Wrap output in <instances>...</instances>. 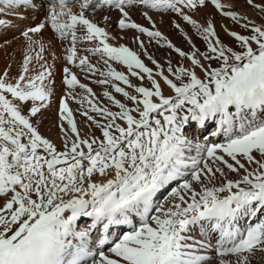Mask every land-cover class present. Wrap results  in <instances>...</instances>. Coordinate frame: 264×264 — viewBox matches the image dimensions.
Returning a JSON list of instances; mask_svg holds the SVG:
<instances>
[{
	"label": "snow or ice",
	"instance_id": "6c2138e0",
	"mask_svg": "<svg viewBox=\"0 0 264 264\" xmlns=\"http://www.w3.org/2000/svg\"><path fill=\"white\" fill-rule=\"evenodd\" d=\"M245 2L261 22L222 0H0V15L45 11L21 33L19 76L0 75V264H264V3ZM208 4L247 33L222 26L234 46L193 18ZM113 11L135 48L111 15L97 19ZM152 14L178 16L205 50L173 20L191 50L178 47ZM46 27L68 43L63 150L39 131L55 91L33 39ZM153 43L179 62L161 63Z\"/></svg>",
	"mask_w": 264,
	"mask_h": 264
},
{
	"label": "rangeland",
	"instance_id": "374dc122",
	"mask_svg": "<svg viewBox=\"0 0 264 264\" xmlns=\"http://www.w3.org/2000/svg\"><path fill=\"white\" fill-rule=\"evenodd\" d=\"M233 1L234 2H232L231 0H222V2L234 4L235 10L245 13L246 15L251 17L252 19L256 20L258 23L261 22V16L258 13V11L251 8L249 5H247L245 0H233ZM256 3H264V0H256ZM197 11H204L206 13L205 15H207V18H209L211 16V18L214 19L217 32H218L221 40H223L226 44L234 46V41L230 36L227 35V33L224 31V27H222V26H226L228 29L233 30V31H237V32H241L242 34H247L244 32L243 29H241L238 25L234 24L230 19L220 15L216 11L214 6L211 4H208L207 7L203 8V9H198ZM206 11H208V12H206ZM102 14L103 13H101V15ZM20 15H22L24 18H19L17 15H14V16H12V18L10 17L9 19H7V26L6 27L0 26V58L3 59V63L0 64V75H3V73L5 71H8L10 73V76L13 78L19 76L20 71H21V64H22L23 59H24V55L28 51V42L21 35V33L23 30H25L28 27H33L35 25L40 24L44 20L45 11H43L42 13H38V11H32V13L21 11ZM169 15H171V16H169ZM136 16H138V17H136ZM164 16L167 17V20L164 22L160 20L159 23H157V27L160 29V31L163 30L162 32L167 34L169 39L172 40V42L174 44H176L178 47L182 48L184 51H190L191 50V46L184 39L183 34L178 29L173 27V24H172L173 20L180 23L182 25V27L185 29V31L188 33V35L192 38V40L194 39L193 42L195 43L196 47H199L200 49L203 48L205 50L204 41L195 35L194 30H192L189 25L185 24L184 21H182L175 14H167ZM193 16H194V14H193ZM1 17L4 18V16H0V18ZM135 17L132 16V19L134 21L137 20V21H135L136 23H139L141 25L149 27L148 21L146 19H144L142 15H140V16L135 15ZM171 17H172V19H171ZM117 18H118V16L116 17V19ZM97 19L100 20V19H102V17H99ZM160 23H163V24H160ZM168 23H169V26H168ZM161 26H163L164 29H162ZM171 29H173V30H171ZM48 30H49V28L46 27L42 31V33L37 34L36 36L33 37V39L42 40L43 43L46 44V49H45V52L43 53V55L46 58L48 65H50L52 67V71H53L52 79H54V81H55V84H54V88H55L63 80L62 76L64 75V73H63L64 67L65 66L69 67V65H67V63H66V60L64 59V57L66 55V49L68 47V43L58 40V38H56V36L49 30L50 33L53 35V37H51ZM130 31L135 32V30H130ZM114 32H115V34H118V35H125L129 32V30L126 33H120V30L115 27ZM143 39L147 43V37H143ZM55 44L57 45V46H55V49H51L50 46L55 45ZM129 46L133 47V48L136 47V45L132 44L131 42L129 43ZM36 51H39L38 46L36 47ZM149 52L153 53L155 55L156 59L159 60L161 63H164L166 58L172 59L174 64L179 62V60H180V58L177 56L176 53L172 52L171 55L169 56V52H170L169 49L159 48L154 43L149 47ZM31 54L35 55V52H33ZM145 62L148 64V66L152 67V65L150 64L149 61L146 60V58H145ZM34 64H35V62H34ZM54 66L57 68H55ZM35 67L37 70L39 69L38 64H35ZM116 67L118 68V70H121V71L125 70L119 65H117ZM74 71L79 74V78L81 79V82L89 83L88 80H85L83 78V74H81L78 69L74 68ZM133 82L139 83L134 78H133ZM45 83H47V81H45ZM89 86L93 87V90L97 93L98 97L100 98V100L103 104H105V105L109 104V102L103 97L104 88L102 86L95 85V84H89ZM108 90L112 91L111 89H108ZM65 93L64 94L62 93L63 96L65 95ZM166 94H167V92H166ZM113 95H115L117 99L123 100V97H121L120 94L113 92ZM63 96L58 95L55 98L57 103L54 99L53 100L54 104L52 103L50 109L44 111L43 119L41 120L40 125H39V131L41 132V134L43 133V136L46 135V137H49L48 135L53 134L52 131L58 130V133L60 132L59 127H57V125L59 124V120H58L59 117L57 115V108L55 106L58 105L59 99H61ZM59 97H61V98H59ZM69 106H70V108L73 109L75 118L77 120L79 119L80 121H82V123H85V118L80 116L79 112L76 111V109H78L80 107V105H78L77 103L70 100ZM112 110L116 111L117 109L113 108ZM93 115H95V114L93 113ZM57 117H58V119H56ZM55 123H57V124H55ZM85 126L87 128L86 123H85ZM92 129L95 130L94 134L96 136H100V130L99 129H96L95 127L91 128V129L87 128V130H89V131H91ZM59 136H61V135L59 134ZM61 139H63L62 136H61ZM58 148L60 150L63 149L61 146H58Z\"/></svg>",
	"mask_w": 264,
	"mask_h": 264
},
{
	"label": "bare ground",
	"instance_id": "6f19581e",
	"mask_svg": "<svg viewBox=\"0 0 264 264\" xmlns=\"http://www.w3.org/2000/svg\"><path fill=\"white\" fill-rule=\"evenodd\" d=\"M232 2H234L233 0H231ZM229 2V1H228ZM75 10V9H74ZM77 10V9H76ZM21 11H26V12H28V13H32V10H29V9H21L20 10V12ZM44 10L43 9H41V10H39L38 11V13H42ZM206 12H208V11H206ZM105 14H109V15H111L112 16V18H113V23H112V25H111V31H113V34H115V32H114V29H115V27H116V25H115V21H116V17L118 16V13H116L115 11H113V12H111V13H103L102 15H105ZM206 13L204 12V11H198V14H194V16H193V18L194 19H197V20H203V19H205V18H207V15H205ZM102 15H101V13H99L98 15H97V18H99V17H102ZM135 15H141L140 14V12L139 11H134L133 13H132V16H134L135 17ZM153 15V18L156 20V23H159V21L161 20V21H166L167 20V17H165V16H159V15H156V14H152ZM3 16H5L7 19H9L10 17L12 18V16H14V14H8V15H3ZM169 16H171V15H169ZM136 17H138V16H136ZM135 17V18H136ZM211 17V16H210ZM142 19V18H141ZM171 19H172V17H171ZM144 20V19H143ZM142 20V21H143ZM135 21H137V20H135ZM140 21V20H139ZM141 21V22H142ZM172 21V20H171ZM140 22V23H141ZM145 22V21H144ZM160 24H163V23H160ZM150 26V25H149ZM167 26V25H166ZM168 26H169V23H168ZM162 27V29H164L163 28V26H161ZM165 27V26H164ZM189 27V26H188ZM166 28V27H165ZM160 30V29H159ZM166 30V29H165ZM171 30H173V29H171ZM49 31V30H48ZM163 31V30H162ZM44 33V32H43ZM47 33V32H46ZM49 34L51 35V37H53V35L50 33V31H49ZM165 34V33H164ZM171 34V33H170ZM135 35H137L135 32H132V31H130L129 30V32L127 33V34H125V36H126V39L125 40H122V41H120L121 43H126V44H129L130 42H131V39H132V37H134ZM165 35H167V34H165ZM142 39H143V37H142ZM194 40V39H193ZM45 44V43H44ZM58 44V43H57ZM46 45V44H45ZM55 46H57L56 44L55 45H52V46H50V48L51 49H55ZM200 46V45H199ZM199 48V47H198ZM200 49V48H199ZM201 51H204V49L202 48V49H200ZM1 63H3V59H1L0 58V64ZM55 67V66H54ZM2 68V67H1ZM55 68H57V67H55ZM72 71L73 72H75L74 71V68L72 69ZM53 72V71H52ZM77 73V72H76ZM77 75H78V77H79V74L77 73ZM63 77V76H62ZM61 77V78H62ZM84 83V82H83ZM55 89V91H54V98H53V100L59 95V96H63V94L66 92V88H65V86H64V84H63V82L61 81V83L59 84V85H57V87H55L54 88ZM167 92V91H166ZM63 93V94H62ZM59 98H61V97H59ZM55 101H56V99H55ZM54 101V102H55ZM59 101H60V99H59ZM56 103H57V101H56ZM54 104V103H53ZM73 105V104H72ZM55 106V105H54ZM56 108H57V113H58V108H59V102H58V105L57 106H55ZM70 107V106H69ZM54 109V108H53ZM55 113V112H54ZM48 114V113H47ZM56 114V113H55ZM79 115V114H78ZM47 116V115H46ZM56 119H58V117L56 118ZM55 119V120H56ZM59 120V119H58ZM77 120V119H76ZM55 124H57V123H55ZM77 124H78V127L82 130V132H86V131H89V130H87V128H86V126H85V123H82V121H80L79 119L77 120ZM53 132V134H51V135H48L49 137H46V135H44L46 138H48L49 140H51L54 144H56V146H57V148H58V146H61L62 148H63V139H61V136H62V133L61 132H59L58 133V130L57 131H52ZM91 132L92 133H95V130H91ZM59 134L61 135V136H59ZM42 135H43V133H42ZM59 149V148H58ZM61 150H63V149H61ZM3 203H4V201H3V199H0V206H2L3 205Z\"/></svg>",
	"mask_w": 264,
	"mask_h": 264
}]
</instances>
